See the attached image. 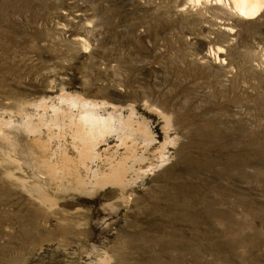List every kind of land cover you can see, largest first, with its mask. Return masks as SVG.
<instances>
[{"label": "rangeland", "instance_id": "obj_1", "mask_svg": "<svg viewBox=\"0 0 264 264\" xmlns=\"http://www.w3.org/2000/svg\"><path fill=\"white\" fill-rule=\"evenodd\" d=\"M203 2L0 0V264H264V9Z\"/></svg>", "mask_w": 264, "mask_h": 264}, {"label": "bare ground", "instance_id": "obj_2", "mask_svg": "<svg viewBox=\"0 0 264 264\" xmlns=\"http://www.w3.org/2000/svg\"><path fill=\"white\" fill-rule=\"evenodd\" d=\"M211 2L213 3V5L218 6V7H222L224 8V10L226 9V11L231 12V14L236 15L242 19L245 20H253L256 19V17L259 16V14H261V12L264 9V0H191L192 4L194 3L195 5H201L202 2ZM203 2V3H204ZM206 3V4H207ZM214 51H212L210 49V51L208 52V54L211 56H213L217 61L219 60L218 55L216 53H222V48L218 49V52L216 51V49H214ZM222 60V59H221ZM220 60V62H221ZM247 146H250V144H248ZM264 150V145H262L259 150H257L258 153L262 154V151ZM245 151L247 152V156H245L240 164L236 163L234 160L230 161V167L231 169L235 170V171H242V168H246V167H250V165H252V161H251V154L246 148ZM233 156H236L235 154ZM227 172V171H226ZM228 173V172H227ZM260 176H262V178H264V173L261 174L259 172ZM247 177H250V175L247 174ZM251 178V177H250ZM233 207L231 205V208L229 209V211H217V213L213 214L215 217L218 216L220 219L222 218L223 221L225 222V225L227 224H231V225H240L239 220H236L235 217L233 216ZM207 208H210V205L207 204ZM232 212V213H231ZM212 214V213H211ZM229 226V225H228ZM230 227V226H229ZM232 228V226H231ZM230 228V229H231ZM234 228V227H233ZM229 229V230H230ZM239 236V235H237ZM236 236V238H238ZM255 238V240H257V238H259L260 236L254 234L253 236ZM235 238V240L233 241H237ZM239 241V240H238Z\"/></svg>", "mask_w": 264, "mask_h": 264}]
</instances>
